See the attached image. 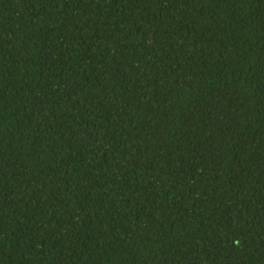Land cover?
I'll use <instances>...</instances> for the list:
<instances>
[{"label": "trees", "instance_id": "obj_1", "mask_svg": "<svg viewBox=\"0 0 264 264\" xmlns=\"http://www.w3.org/2000/svg\"><path fill=\"white\" fill-rule=\"evenodd\" d=\"M0 264H264V0H0Z\"/></svg>", "mask_w": 264, "mask_h": 264}]
</instances>
